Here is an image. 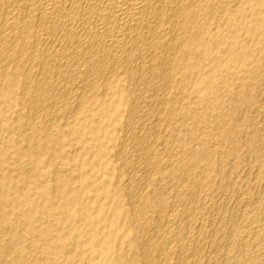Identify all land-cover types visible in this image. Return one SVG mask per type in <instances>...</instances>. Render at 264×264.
<instances>
[{
    "label": "bare ground",
    "instance_id": "bare-ground-1",
    "mask_svg": "<svg viewBox=\"0 0 264 264\" xmlns=\"http://www.w3.org/2000/svg\"><path fill=\"white\" fill-rule=\"evenodd\" d=\"M262 34L264 0H0V264H264Z\"/></svg>",
    "mask_w": 264,
    "mask_h": 264
},
{
    "label": "rangeland",
    "instance_id": "rangeland-1",
    "mask_svg": "<svg viewBox=\"0 0 264 264\" xmlns=\"http://www.w3.org/2000/svg\"><path fill=\"white\" fill-rule=\"evenodd\" d=\"M261 37H264V34H262V36ZM263 107H264V104H263ZM236 115V114H235ZM232 115H230V116H228V119H230V117H231ZM253 121H254V125H255V127L254 128H252V127H249V129L247 130V132L249 131L250 133L251 132H253V133H249V136H251V137H253V139H254V142L255 141H257V143L255 142L254 143V149H253V153H259V152H261L262 150H260L259 151V149H262L261 147H263V144L261 143V140H262V138L264 137V124H262V123H259V122H261V120L259 119V118H254L253 119ZM190 125H191V123H189ZM257 127V128H256ZM238 129H241V127H238ZM252 130V131H251ZM261 136V137H260ZM255 137V138H254ZM259 138H261V139H259ZM245 141L244 142H246V138L244 139ZM259 142V143H258ZM262 144V146H261V144ZM260 144V145H259ZM258 145V146H257ZM261 146V147H260ZM260 147V148H259ZM257 149V150H256ZM264 172V171H263ZM262 172V174L264 175V173ZM258 173H261V172H258ZM258 236V238L260 237L259 236V234H257L256 236H253V237H250L249 239H251V238H253V239H251L250 240V243L251 244H254V243H264V237H260L259 238V241H258V238L256 239V237ZM255 237V238H254ZM255 245V244H254ZM173 246H175V245H173ZM253 245H250V249L252 248V251H254V253H256V254H258V253H261V251L259 250V249H257L255 246H253ZM256 248V249H255ZM255 249V250H254ZM264 254H262L261 255V257L262 258H264V256H263ZM221 264H223L222 262H220ZM220 263H216V264H220ZM229 264H231V263H229Z\"/></svg>",
    "mask_w": 264,
    "mask_h": 264
}]
</instances>
